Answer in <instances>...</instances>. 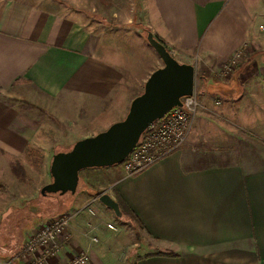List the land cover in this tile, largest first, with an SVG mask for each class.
I'll return each instance as SVG.
<instances>
[{"label": "crops", "instance_id": "1", "mask_svg": "<svg viewBox=\"0 0 264 264\" xmlns=\"http://www.w3.org/2000/svg\"><path fill=\"white\" fill-rule=\"evenodd\" d=\"M48 1L0 0V91L12 92L10 103L0 99L1 169L39 146L36 118L23 116L13 95L30 106L60 107L64 120L74 96L88 106L82 121H90L88 113L106 99L128 111L162 67L148 32L179 63L199 59L194 91L201 105L180 149L131 177L122 165L85 169L80 192L50 202L71 208L39 225L81 210L48 264H66L80 254L87 256L85 264H121L91 240L98 222L112 214L103 205L95 216L87 210L102 193L120 199L157 243L151 254L161 255L144 258L146 252L132 263L264 264V0H142L143 15L114 20L116 26L61 13ZM238 53L243 58L230 75H214ZM95 187L103 192L91 196ZM10 247H0V260L23 264Z\"/></svg>", "mask_w": 264, "mask_h": 264}, {"label": "rangeland", "instance_id": "2", "mask_svg": "<svg viewBox=\"0 0 264 264\" xmlns=\"http://www.w3.org/2000/svg\"><path fill=\"white\" fill-rule=\"evenodd\" d=\"M52 1L55 2V5H58L61 13L80 12L83 17L90 19V21L103 20L110 26H116L124 18H138L143 15L141 10L142 0ZM36 3L44 5L49 3V1L36 0ZM110 19H113V21L109 22ZM114 20H117V23ZM195 61L197 62L193 66L195 68V81L197 82L199 81V70L196 74V66L199 59H195ZM233 70L230 73H224V68H220V72H216L214 75L217 77L223 75L224 77V74H226L228 76ZM195 94L198 98L197 92ZM10 95H12V92L0 91V99L8 101V103L11 102ZM13 96L15 106H17V109H22L23 116L27 115V117L36 118V121L32 122V124L38 130L37 132L40 133V137H37L39 146H35L38 150H31L25 156L23 155L22 159L20 158L17 161L19 162L18 164L17 162L8 163L9 159L4 160L5 162L2 165L6 166V168H0V247L9 245L11 246L10 249L17 252L28 239L23 241L24 237L38 226L44 218L50 216V214L60 213L71 208V203L65 204V207H54L50 204L51 201L54 202L57 199L62 201L71 200L73 195L70 193L63 196L52 194L43 197L40 195L41 188L51 182L49 168L52 156L58 152L70 150L75 142L83 139L84 137H80L81 134L78 131L81 130L82 134H92L91 136H93L106 130L113 123L123 120L127 114V107H122L117 103L108 104L110 100L106 99L101 104L103 107H100V109L95 108L93 109L95 112L88 113L91 116L89 117L90 121L87 119L82 121L81 117H85L88 106L85 104L84 98L74 96L72 98L73 104L67 110V112H71V115H68L70 116L69 118L65 117L64 120V117H61L62 108L60 107L51 105L34 107L30 106L27 99L23 100L22 97L18 99L15 97L18 95ZM200 109L201 105L199 111ZM40 147L45 150V153L39 152ZM11 166H13V169H11ZM85 186L80 179L77 191L80 192ZM94 189L92 191L94 194L91 196H97L103 192L100 187H95ZM95 200L96 203L92 206L89 205V208H87L88 212L93 215L97 213V206L103 207L101 206L102 204H98V199ZM80 210L78 209L77 211ZM111 213L109 220L98 222L99 229L96 232L98 240L93 243L98 242L100 244L99 247L104 245V250H109L115 261H119L121 264H132L138 256H142L146 252L151 254V252L157 251L155 248L157 243L145 236L131 218L123 215L117 218L112 211ZM108 224L114 226L115 230L109 229L107 227ZM102 229H104L103 231L106 235H104L103 231L101 232ZM113 236L119 237L118 241L109 239V237L113 238ZM11 256L12 254L7 258ZM0 264L8 263L0 260Z\"/></svg>", "mask_w": 264, "mask_h": 264}, {"label": "water", "instance_id": "3", "mask_svg": "<svg viewBox=\"0 0 264 264\" xmlns=\"http://www.w3.org/2000/svg\"><path fill=\"white\" fill-rule=\"evenodd\" d=\"M146 40L160 58L162 67L150 74L142 93L131 101L123 120L94 136L78 140L70 150L52 156L51 182L41 188V196L75 195L81 171L122 164L149 125L172 108L180 107L181 98L194 93V66L179 63L150 32ZM98 201L117 218L122 216L118 203L108 194L102 193Z\"/></svg>", "mask_w": 264, "mask_h": 264}, {"label": "built area", "instance_id": "4", "mask_svg": "<svg viewBox=\"0 0 264 264\" xmlns=\"http://www.w3.org/2000/svg\"><path fill=\"white\" fill-rule=\"evenodd\" d=\"M242 58L238 53L230 59L222 66L224 73L236 68ZM180 101V107L172 108L142 133L136 146L122 163L123 172L127 177L140 173L184 145L200 104L195 92L191 96L181 98ZM78 213L79 211H74L57 215L40 224L14 258L22 261L23 264H48V260L60 250L59 237L64 234L70 221L76 218ZM107 227L115 230L111 224ZM91 240L97 241L94 237ZM86 262L87 256L80 254L66 264Z\"/></svg>", "mask_w": 264, "mask_h": 264}, {"label": "trees", "instance_id": "5", "mask_svg": "<svg viewBox=\"0 0 264 264\" xmlns=\"http://www.w3.org/2000/svg\"><path fill=\"white\" fill-rule=\"evenodd\" d=\"M148 32V31H147ZM159 41V40H158ZM160 43H162L161 41H159ZM163 44V43H162ZM28 152H30L29 150L26 152V153H28ZM122 164H120V165H117V166H121ZM116 202L118 203V205H119V209H120V211H121V214L123 215V216H126V217H129V218H131L132 219V221L141 229L142 227L139 225V222H138V220H137V218L134 216V214L127 208V206L120 200V199H116ZM22 248V247H21ZM20 248V249H21ZM20 249L17 251V252H19L20 251ZM17 252H14V253H17ZM14 253H12V255L14 254ZM159 255H161V253H158ZM158 254H147V255H145L144 256V258L145 257H150V256H154V255H158ZM169 255H174V254H172V253H169ZM132 264H135V263H132Z\"/></svg>", "mask_w": 264, "mask_h": 264}]
</instances>
